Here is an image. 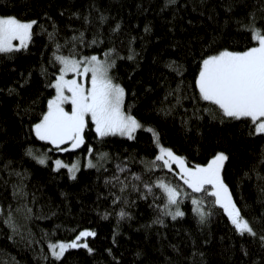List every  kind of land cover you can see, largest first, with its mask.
Returning a JSON list of instances; mask_svg holds the SVG:
<instances>
[{
	"label": "trees",
	"instance_id": "1",
	"mask_svg": "<svg viewBox=\"0 0 264 264\" xmlns=\"http://www.w3.org/2000/svg\"><path fill=\"white\" fill-rule=\"evenodd\" d=\"M226 3L235 4V7L229 11ZM92 4L96 5L91 9L93 18L98 10L107 15L101 25L103 41L90 47H77L85 55L92 51L102 53L104 48L112 46L119 50L121 56L112 71L128 90L126 105L131 104L133 113L160 133L161 143L195 163H205L213 147L229 151L231 162L226 164L225 180L244 214L258 229L264 227V193L260 192L264 179L257 177V172L264 177V166L260 163L264 136H248L244 123L220 125L207 113L203 120L192 116L194 105L199 108L207 104L193 98L195 89L191 82L195 66L185 47L187 45L197 53L214 34L222 36V43L243 47L247 33L237 27L234 18L244 17L252 9L258 16H264V0H176L175 4L167 6L166 0H0V14L38 17L48 24L44 16L47 12L59 26L63 42L65 37L72 35V29L67 25L76 28L82 25V20L71 13H84ZM117 20L121 21L122 29L119 33H112L110 25ZM145 23L151 24L150 32L145 33ZM170 24H174L175 31ZM96 30V24L87 26L85 35L89 42ZM34 31L36 34L28 50L9 57L0 54V204L7 209L11 203L14 210L20 206L16 213L20 227L12 239L8 238L12 235L11 229L2 223L3 215L0 214V264H37L36 252L43 249L39 243H30V234L44 243L42 229H56L52 233L54 238H72L74 233L71 230L83 227L97 231L96 237L87 238L95 251L89 253L83 247L69 249L62 258L63 264H254L261 249L250 243L247 234L242 237L233 231L219 206H213L214 214L208 223L201 225L192 211L191 200L186 199L181 203L186 215L175 220L165 216V223L160 225L153 223L159 210L152 204V198L138 199L129 190L127 195L133 203L127 210L132 215L118 220L119 208L111 204V194L103 179H96L100 173L95 168L81 167L77 179L73 180L63 166L60 169L51 166L57 157L69 163L76 157L83 158L87 149L81 145L78 149L55 151L54 146L41 141L29 130L30 123H34L38 114L46 109L47 98L54 94V89L47 87L45 77L40 74V65H48L49 73L56 71L49 60L52 46L47 34L38 25L34 26ZM129 34L136 36L130 45L136 50V57L131 60L127 58ZM172 42L178 47H171ZM67 51L65 49V54ZM170 59L179 61L183 71L168 68L166 65ZM29 71L31 77L20 83L21 73L27 76ZM181 80L179 92L173 91ZM9 85L17 91H8ZM25 110L27 114H24ZM182 118L188 120L187 125ZM85 135L86 144L91 143L95 151L107 152L113 157L117 154L120 157L133 156L134 171H141L143 165L140 161L151 159L158 151L147 127L138 129L134 140L119 135L95 138L91 126L85 130ZM29 146L37 152H46L49 163L41 165L27 155L25 150ZM5 162H10L13 169L28 171L24 178L26 197L13 199L12 184L19 178L15 173L9 175L7 168L3 167ZM253 167L255 171L245 176L244 172ZM113 173L114 162L110 160L101 175ZM155 176L182 183L169 169H156L154 174L143 173L145 180ZM111 191L119 194L118 186ZM100 193L105 195L100 196ZM162 203L164 200L157 197L156 204ZM27 207L35 213L28 219L25 218ZM105 210L111 213L108 217L103 215ZM254 217L258 219L254 220ZM205 240L209 243L204 244ZM242 245L250 248L249 256L242 255ZM108 249L112 250L111 253ZM137 252L141 254L137 255ZM201 252L203 257L199 255ZM116 256L120 257L119 261L115 260Z\"/></svg>",
	"mask_w": 264,
	"mask_h": 264
},
{
	"label": "snow or ice",
	"instance_id": "2",
	"mask_svg": "<svg viewBox=\"0 0 264 264\" xmlns=\"http://www.w3.org/2000/svg\"><path fill=\"white\" fill-rule=\"evenodd\" d=\"M175 3L176 0H166L165 6ZM225 7L231 11L235 4L226 3ZM95 8L96 5L92 4L84 13L80 11L71 13L82 20V25L80 28L67 25L72 29V35L65 37L63 42L60 39L59 26L47 12L44 16L47 17L48 24L41 22L38 17L24 18L16 14H0V54L9 57L19 51L28 50L36 34L34 26L37 25L47 34L52 46L49 60L56 67L55 73H49L46 64H41L39 71L45 77L47 87L54 89V94L47 98L46 109L38 114L34 123H30V132H34L41 141L49 142L54 146L55 151L65 152L68 149H78L81 145L86 146L87 152L83 158L78 157L71 163H66L57 157L51 166L55 169L63 166L67 169L68 177L73 180L77 179L81 167L95 168L100 173L96 179H103L104 185L111 194V204L119 208L116 213L118 220L132 215L127 210L133 203L127 195L129 190L138 199L152 198V204L159 210V215L155 217L153 223L160 225L165 223L163 219L165 216H171L173 220L184 217L186 213L181 203L186 199L191 200L192 211L201 225L208 223L209 218L214 214L213 206H219V210L226 214L233 231L242 237L247 234L250 243L257 244L261 249L254 264H264V227L258 229L244 214L243 207L234 199L230 186L225 180L226 164L231 162L230 152L220 147H213L207 154L205 163H195L189 162L185 155L178 154L172 147L161 143L160 133L151 125L143 123L133 113L131 104L126 105L128 90L112 71L121 56L119 50L112 46L104 48L102 53L92 51L91 54L85 55L77 47L78 45L90 47L103 41L101 25L106 21L107 15L104 11L98 10L93 18L91 9ZM234 19L237 27L247 33V42L243 47L220 42L222 36L219 34H214L211 39L203 43L197 53L185 46L195 66L191 82L195 89L192 93L193 98L202 104L204 102L207 104L199 108L194 105L192 116L203 120L204 114L207 113L210 119L218 121L220 125L244 123L248 136H264V16H258L257 11L252 9L244 17ZM90 24H96L97 30L89 42L85 30ZM170 27L175 31L174 24H170ZM121 29L122 24L119 20L115 21L114 25H110L112 33H119ZM151 30V24L145 23V33ZM135 39L136 36L129 34L127 58L130 60L136 57V50L130 46ZM171 47L177 48L178 44L172 42ZM65 49H68L67 54ZM166 66L176 72L183 71V65L176 60L170 59ZM30 77L31 71L27 76L21 73L20 83L26 82ZM182 83L181 80L177 89L173 91L179 92ZM8 91H17V89L9 85ZM179 99L178 96L177 102ZM24 114H27L26 110ZM182 121L188 124L187 119L182 118ZM89 126L94 128L95 138L119 135L133 140L137 129L147 127L152 132V139L158 151L151 159L140 161L143 165L141 171H134L133 156L120 157L117 154L113 157L110 153L95 151L91 143L86 144L85 130ZM196 131L199 132L200 129L197 128ZM25 151L41 165L49 163L46 152H37L32 146ZM110 160L114 162V173L101 175L106 171V165ZM9 163L5 162L3 167L7 168L9 175L15 173L19 178L12 184V197L13 199L26 197L28 193L24 178L29 173L26 169H13ZM260 163L264 166V151L260 153ZM156 169L171 170L182 183H173L162 176H155L154 179L150 177L148 180L143 178L144 172L154 174ZM251 171H255V168L246 170L244 175L249 176ZM257 177L264 179L259 172ZM117 186L119 194L111 191ZM260 192L264 193V187L260 188ZM99 195L103 196L105 193ZM157 197L163 199L164 203L156 204ZM32 198L35 200V193L32 194ZM19 211V205L14 210L11 203L8 204L7 209L0 204L2 223L8 225L12 232V235L8 236L9 239L13 238L20 227L16 215ZM34 214L31 207L26 208V219ZM110 214L107 210L103 212L105 217ZM55 231L56 229L41 230L44 243L35 240L32 234L29 235L30 243H39L40 249H43L36 252L37 264H63L62 258L69 249L83 247L89 253L95 251L87 239L97 236L94 228L83 227L78 230L73 228L72 238H54L52 233ZM115 242L114 232L113 243ZM208 243V240L204 241V244ZM111 251L108 249L109 253ZM193 251L197 249L194 247ZM240 251L243 256L251 254L250 248L245 245L241 246ZM140 254L137 252V255ZM199 255L203 257L204 253L201 252ZM115 260L119 261L120 257L116 256Z\"/></svg>",
	"mask_w": 264,
	"mask_h": 264
},
{
	"label": "rangeland",
	"instance_id": "3",
	"mask_svg": "<svg viewBox=\"0 0 264 264\" xmlns=\"http://www.w3.org/2000/svg\"><path fill=\"white\" fill-rule=\"evenodd\" d=\"M138 130V129H137ZM78 157H76L75 159H77ZM81 158V157H80ZM60 159H62V158H60ZM63 160V159H62ZM65 161V160H64ZM66 162V161H65ZM66 163H69V162H66ZM71 163V162H70ZM197 195H199V194H197Z\"/></svg>",
	"mask_w": 264,
	"mask_h": 264
}]
</instances>
